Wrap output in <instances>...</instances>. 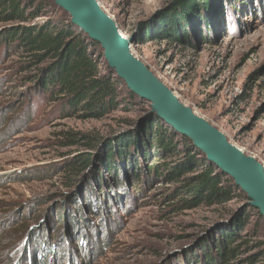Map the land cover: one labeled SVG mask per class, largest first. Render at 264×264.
I'll return each mask as SVG.
<instances>
[{
    "label": "rangeland",
    "instance_id": "1",
    "mask_svg": "<svg viewBox=\"0 0 264 264\" xmlns=\"http://www.w3.org/2000/svg\"><path fill=\"white\" fill-rule=\"evenodd\" d=\"M172 1L98 0L127 37L141 36V23ZM57 8L46 1L38 19L59 16ZM200 10L185 27L191 45L148 40L131 50L264 165V0H212ZM25 60L0 47V264H41L43 256L44 264H206L205 251L213 254L245 201L175 209L178 198H166L175 186L148 179L141 160L138 181L123 159H113L115 176L101 165L105 141L138 134L150 103L130 98L102 118L60 119L58 104L30 80L36 69H21ZM78 156L89 157L83 170ZM240 236L237 259L263 248L264 218L251 217Z\"/></svg>",
    "mask_w": 264,
    "mask_h": 264
},
{
    "label": "trees",
    "instance_id": "2",
    "mask_svg": "<svg viewBox=\"0 0 264 264\" xmlns=\"http://www.w3.org/2000/svg\"><path fill=\"white\" fill-rule=\"evenodd\" d=\"M46 1L49 0H0V24H4L0 28V47L26 56L21 69H36L30 80L48 102L58 104V118H102L125 100L137 98L107 66L99 44L72 24L60 7L56 5L59 16L38 19L44 15L42 8ZM211 1L173 0L160 11L158 18L141 23V36H133V42L165 40L191 45L185 27L200 19V9L208 8ZM137 130L138 134L128 133L113 143L106 140L101 165L116 176L118 166L112 163L115 158L123 159L138 181L137 163L141 160L143 166L139 168L147 178L149 175L175 186L166 194L167 199L178 198L175 209L223 205L240 197L245 201L244 208L234 212L232 224L214 241V255L207 248L204 261L206 264H214V260L217 264H264V247L244 259H237L239 245L244 243L238 242L240 232L251 217L256 220L263 217L248 204V198L233 180L207 161L187 137L172 130L156 115L148 113ZM136 150H139L138 156ZM73 162L83 170L89 157L78 156ZM45 259L43 256L41 264Z\"/></svg>",
    "mask_w": 264,
    "mask_h": 264
},
{
    "label": "water",
    "instance_id": "3",
    "mask_svg": "<svg viewBox=\"0 0 264 264\" xmlns=\"http://www.w3.org/2000/svg\"><path fill=\"white\" fill-rule=\"evenodd\" d=\"M70 22L97 42L107 66L126 88L150 103L156 115L175 132L187 137L207 161L229 176L264 218V165L245 153L205 117L179 100L131 50L133 36L119 30L117 22L98 0H53Z\"/></svg>",
    "mask_w": 264,
    "mask_h": 264
},
{
    "label": "bare ground",
    "instance_id": "4",
    "mask_svg": "<svg viewBox=\"0 0 264 264\" xmlns=\"http://www.w3.org/2000/svg\"><path fill=\"white\" fill-rule=\"evenodd\" d=\"M240 148V147H239ZM241 149V148H240ZM242 150V149H241Z\"/></svg>",
    "mask_w": 264,
    "mask_h": 264
}]
</instances>
